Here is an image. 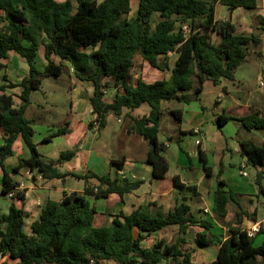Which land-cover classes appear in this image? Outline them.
Segmentation results:
<instances>
[{
	"label": "trees",
	"instance_id": "trees-1",
	"mask_svg": "<svg viewBox=\"0 0 264 264\" xmlns=\"http://www.w3.org/2000/svg\"><path fill=\"white\" fill-rule=\"evenodd\" d=\"M75 1L77 6L74 0H0V71L7 66L11 52L24 57L29 65V74L21 83L4 76L6 84L0 86V136L4 140L0 144L4 170L2 195L8 197L15 192L10 198L9 212L0 214V256L7 258L2 264H107L111 261L193 264L195 249L186 247L185 237H179L172 244L160 239L152 248L142 246L143 240L168 225H179L183 234L192 226L199 227L201 230L195 235L197 245H219L212 264H264V241L256 245L255 237H249L247 230L240 228H230L226 238L209 235L204 230L211 231L212 222L196 217L185 201L176 204L166 216L139 207L131 214H118L109 225H95L97 208L89 196L99 199L112 193L124 195L137 189L143 180L117 175L112 178L94 171L74 174L85 179L84 192L66 193L58 201L47 200L31 225V233L26 231L27 212L14 203L16 198L24 200L26 194L5 166V159L14 154L15 141L22 136L31 156L21 158L14 171L38 169L45 179H64L68 174L61 172L59 165L72 159L78 151L66 150L59 159H48L34 141V121L26 116V110L32 93L41 88L45 78L60 77L72 70L76 78L89 82L94 88L90 101L99 122L98 131L105 128L109 114L121 116L124 109L132 110L148 103L149 115L129 116L131 129L149 140L151 148L146 163L152 166L154 178L164 179L170 163L165 155L166 142L159 137L163 104L200 100L207 81L215 85L223 80L234 81L239 66L263 42L259 34L239 33L231 19H217L215 11L217 2L231 11L239 7L254 10L258 0H139L135 15H131L133 0ZM155 15L160 16L156 24ZM184 24L190 29L188 34L182 30ZM260 25L264 31V17L260 18ZM214 35L220 38L219 43L215 42ZM41 48L47 60L44 70L37 65ZM173 52L178 57L168 79L147 82L139 77L134 80L137 55L152 67L164 70L162 58ZM111 81L117 90L113 100L106 102L104 90L111 86ZM15 87L21 88L19 107L15 106L14 96L6 93L8 88ZM174 117L178 123L182 121L178 112L174 111ZM232 119L235 118L221 114L216 123L222 127ZM237 119L249 130H264V111L252 109L249 115ZM94 125L90 123L91 127ZM68 126L67 122L51 137L65 134ZM179 133L194 132L179 128ZM240 145L247 163L259 169L255 180L264 195V143L259 145L247 139ZM199 153L207 175L211 176L212 168L207 165L204 151L200 149ZM113 164L121 170L125 161L113 160ZM222 174L221 169L219 176ZM91 179L98 183L92 184ZM179 179L178 175L174 176L177 185H180ZM219 185L214 193L213 212L217 219L224 221L229 203H238L235 192L225 189L228 184L223 179ZM238 205L243 214L247 213Z\"/></svg>",
	"mask_w": 264,
	"mask_h": 264
},
{
	"label": "crops",
	"instance_id": "crops-1",
	"mask_svg": "<svg viewBox=\"0 0 264 264\" xmlns=\"http://www.w3.org/2000/svg\"><path fill=\"white\" fill-rule=\"evenodd\" d=\"M97 1L102 2L103 0ZM138 6L139 0H136L135 5L133 0L131 15L136 14ZM218 6L225 5L220 2L215 4L217 19H231L239 33H246L245 30L251 29L254 24L253 22L258 17H264V0H258L257 9L249 10L239 7L231 11L227 8L228 14L226 15V13L223 12L221 16L217 13ZM134 7L135 12H133ZM260 27L261 25L257 26V31H261ZM251 33L259 34L263 40L261 49L257 52V56L264 60V33L260 34L252 30L246 34ZM216 37L217 40L215 37L214 40L216 43H219L220 38L217 35ZM42 54L44 55V48L39 50L37 57V65L40 70H44L47 65V60L39 57ZM177 57L178 53L173 52L170 53L168 57L162 58V61L165 63V68L164 70H159L163 72L162 74L169 73L165 77L147 79L142 76V79L147 82H153L163 78L168 79L171 76ZM66 63L68 64L67 61ZM261 72H264V70L262 69ZM28 74L29 65L27 61L23 60L17 53L11 52L10 58L7 60V66L0 71V86L6 84V81L3 79L4 76L12 82L21 83L23 78ZM67 76H69L68 89L54 80V82H50L51 92L50 94H46L44 101L38 99L34 103L31 96V103L26 110V116L34 121V141L38 145L40 153L46 158L57 160L60 158L62 152L78 149L77 154L72 159L64 161L59 165L61 172L67 173L68 175L64 179H45L38 169L32 170L26 168L19 172H15L14 167L19 160L31 156V152L22 136H19L14 143V154L5 159L6 170L13 179L19 183V189H23L26 194L24 200L16 198L14 199V203L17 207L23 208L27 212V232L31 233V225L33 221L40 216L42 208L47 200L51 199L58 201L62 200L66 193L74 191L80 193L84 192L86 187L85 179L77 177L74 174L83 175L89 171H94L99 175H110L112 178L117 175L131 180H143V183L137 189L125 193L124 195L112 193L107 198L99 199L94 196H89L88 198L97 208L95 218V225L97 226L109 225L118 214H131L139 207L153 214L162 213L166 216L176 204L185 201L192 207V213L196 217L205 218L212 222L213 227L211 231L204 230V232L209 235L212 233L226 238L229 235L227 231L230 230V228L247 229L255 223H259L262 228V231L260 230L257 235L260 233L264 235V218L260 217L263 212L260 206H258L259 202L264 206V200L258 196L261 193L256 184H251L252 192L249 195H245V199H247L246 202L252 206V209H246L242 201L240 205L247 212L243 214L240 206L237 204L239 210L235 211L233 216H236L237 223L226 226L216 220L217 218L215 214H213L214 193L220 186V179H223L228 184L225 189L232 186L225 178L227 172V165L224 162L226 156L225 152L228 151L231 158L238 154L241 157L240 167L242 169H244L246 165L253 167L247 163L246 157L243 156L240 142L242 140L252 139L259 145L264 143V130H249L237 119L249 115L252 109L264 111V91H248L242 94L237 93L230 90L227 85L228 80H223L217 85L212 82L214 87L221 86L223 89V91L218 93L213 111L203 103V98L207 91L206 85L204 91L200 95V100H191L189 102L176 101L177 104H172L173 106L171 107L170 103L167 104L165 109L169 110L171 126L166 128L165 137H162L161 132L159 137L160 141H165L168 147L165 154L168 160V154L172 143L178 144V162L173 170L169 160L170 170L167 176L164 179H156L153 176L152 166L146 163L151 148L149 140L136 134L131 129V117L141 118L149 115L151 109L150 105L148 103H143L140 107L132 110L124 109L121 116L109 114L105 128L102 131H98V128L95 126H90V123L94 122L97 117L90 101L94 93L93 86L88 84L87 81L76 78L72 74V70ZM135 79H137V77H135L134 80ZM46 81H50L49 78L44 80L41 89L42 92L46 90ZM109 87L106 88V102H111L113 100L117 90L114 85L111 86V89H109ZM14 91L17 92L14 93ZM213 92H217V90L214 89ZM6 93L14 96L15 106L19 107L21 105L22 100L19 97L21 93L20 87L8 88ZM188 94L191 95L192 92H188ZM225 99H227V102H225ZM166 103L168 102H165L163 105ZM227 105H229V107H227ZM218 109H221L223 112H217L216 110ZM174 111L182 116V121L180 123L175 119ZM221 114L233 116L235 119L219 127L216 123V119ZM67 122L69 126L65 134L51 137L53 134H56L60 128L65 126ZM229 123H233V128L227 131L228 134H226L223 128H227ZM179 128L183 131H193L194 133L180 135ZM191 136H195L196 138ZM49 137H51L50 141H45V139ZM179 140H181L180 144L178 142ZM209 142L215 143V150L210 149ZM3 143L4 140L0 136V144ZM200 149L204 151L207 165L212 168L211 176H208L206 173L205 162L200 157ZM211 153H214L212 158H210ZM189 157H191V162ZM113 160H124V168L119 170L117 166L113 164ZM227 164H229V166L234 165L233 161H229ZM243 165L245 167H243ZM221 169L223 170V174L219 176ZM253 169L256 173L255 176H257L259 169L255 167H253ZM243 171H246L247 175H244ZM243 171V176H251L247 170L244 169ZM3 174L4 170L0 162V199L7 198L10 201L7 205V209H3L0 205V214L8 213L12 203L11 199L2 195ZM176 175L180 178V185L174 182V176ZM91 182L92 184L98 183L96 179H91ZM99 202H101L100 207H98ZM230 204L231 202L228 206V216L225 218L227 222L231 221L233 218ZM238 212H241L240 216H238ZM205 215H207L208 218ZM168 229L176 236L174 240L168 243L172 244L176 242L179 237H185L188 242L186 247L195 249L193 264H212L213 261L216 260L219 245H197L195 243V235L196 232L201 229L196 226L190 227L188 232L183 234L180 231L179 225H168L163 230L154 232L143 240L142 246L144 248H152L158 240L163 239L160 237L159 233ZM192 231L194 233V242L191 243L188 237ZM4 258L7 259L6 257ZM110 263L115 262L111 261L107 264Z\"/></svg>",
	"mask_w": 264,
	"mask_h": 264
},
{
	"label": "rangeland",
	"instance_id": "rangeland-1",
	"mask_svg": "<svg viewBox=\"0 0 264 264\" xmlns=\"http://www.w3.org/2000/svg\"><path fill=\"white\" fill-rule=\"evenodd\" d=\"M75 6H77L76 1L74 0ZM136 3V0H134V5ZM135 12V7H134V11ZM226 13V15L228 14V9L226 6H218L217 7V13L219 16L222 15V13ZM159 15H155L154 17V23L156 24V22L159 20ZM253 27H251V29H246L245 32L249 33L250 31H255L258 32L260 34H263L264 31H257V26L260 25V18L258 17L254 22H253ZM214 37L217 40L216 35H214ZM261 49V46L257 47L256 49H252L250 55L247 58V61H245L244 63H242L239 68L236 71V78L234 81H227V85L229 86L230 90H233L237 93H244V92H248V91H264V87L260 86V82L263 80L264 81V72H261V70H264V60L263 58L257 56V52L258 50ZM20 56V55H19ZM22 57V56H21ZM41 59H45L44 55L42 54L41 56H39ZM23 60L26 61V59L24 57H22ZM58 60V59H57ZM135 68L133 70V74H134V78L138 76L139 77H146L147 79H156V78H160V77H165L167 74H162L163 72H161L158 68L152 67L151 65H149L148 62H146L145 60H143L139 55L136 56L135 58ZM165 68V67H164ZM161 74V75H160ZM68 77L67 74L62 75L60 77H48L50 81H46V90L44 92L41 91L42 86L39 90H36L32 93V101L35 103L38 99L40 101H44L46 94H50L51 92V83L50 82H54V80H56L55 82L62 84L63 86H65L66 89H68L69 86V81H68ZM60 78V79H58ZM46 79V78H45ZM44 79V80H45ZM58 79V80H57ZM44 83V81H43ZM88 84H90L88 82ZM43 85V84H42ZM111 86H113V81H111ZM111 86L109 87V89H111ZM206 86H207V91L205 93V96L203 98V103L209 107L212 111L214 110V104L215 101L218 97V93L223 91L221 86H217L214 87L212 81H207L206 82ZM217 90V92H213V90ZM17 92V91H16ZM14 91V93H16ZM225 102H227V99H225ZM171 104V106H173L176 101H169L168 103H166L165 105H163V110H164V116L162 118V123H161V135L162 137H165V131L166 128L171 126L170 124V120L171 117L169 115V110L165 109L167 104ZM173 104V105H172ZM177 104V103H176ZM169 107V108H170ZM227 107H229V105H227ZM210 110V111H211ZM219 113H222L223 111L221 109L216 110ZM210 114V113H209ZM170 124V125H169ZM233 123H229L228 127L223 128L224 133L228 134L227 131H229L230 129L233 128ZM196 138L195 136H191ZM256 138V137H255ZM210 149L215 150L216 145L215 143H210ZM211 152V151H210ZM226 156L224 158V162L227 165V172L225 174V178L226 181L230 184H232V186H229L230 189H232L235 192V201L240 204L243 201V205L246 209H252V206L246 202L247 199L245 195H249L252 192V185L251 184H256V176H255V171L253 169V167H249L248 165H246V167L244 168L245 170L248 171V173L251 176H243L242 175V171L244 169H242L240 167V161H241V157L237 154L235 155L233 158L230 157V153L228 151L225 152ZM178 154H179V146L177 143H172V146L170 148L169 151V160L172 164L173 170L175 169V165L178 162ZM194 155V154H193ZM196 156V155H195ZM214 156V153H211L210 158H212ZM216 156V154H215ZM198 160V159H197ZM232 162L234 163V165L229 166V164H227L228 162ZM252 181V182H251ZM203 186V185H202ZM228 188V189H229ZM259 197H261L262 200H264V195L263 194H259ZM9 198V197H8ZM10 199V198H9ZM252 200V199H251ZM254 200V199H253ZM10 203V201L7 198H1L0 199V205L3 207V209H7V205ZM101 202L98 203V207H100ZM206 206V205H205ZM258 206H260L263 214L264 215V206L261 202L258 203ZM230 208H231V213H232V217L234 216L235 211L239 210V206L234 202L231 201L230 204ZM6 211V210H5ZM205 214V213H204ZM214 214V213H213ZM260 216L261 218H264V216ZM207 218L208 216L205 215ZM218 221H220L222 224L226 225V226H231L232 224L237 223L236 220V216L232 218L231 221H221L219 219H216ZM29 224V223H28ZM28 230V226L26 228ZM228 233L230 232L229 230L227 231ZM160 237H162L163 239H165L167 242L172 241L176 238L175 234H172L171 230L168 229L162 233H159ZM263 237L264 235L262 233L258 234L255 238V244L256 245H260L263 242ZM192 242H194V233L192 231V233L189 234L188 237ZM6 259L2 256H0V264H2ZM11 263L12 261L9 260ZM110 264H117V263H110ZM166 264V263H163Z\"/></svg>",
	"mask_w": 264,
	"mask_h": 264
},
{
	"label": "built area",
	"instance_id": "built-area-1",
	"mask_svg": "<svg viewBox=\"0 0 264 264\" xmlns=\"http://www.w3.org/2000/svg\"><path fill=\"white\" fill-rule=\"evenodd\" d=\"M182 30H183V32L186 33V34H188L189 31H190V29H189V27H188L187 24L182 25ZM260 85H261L262 87H264V81H263V80L260 82ZM104 92L106 93V89L104 90ZM94 124H95L94 126H95L96 128L99 127V122H98V120H97V117H96V119L94 120ZM243 167H245V166L243 165ZM243 174H244V175H247V172H246V171H243ZM14 196H15V192H14V191L11 192V193H9V195H8L9 198H13ZM206 211H207V209H206ZM246 230H247V233H248L249 237H255V236L257 235V233L260 232L261 227H260L259 223H255V224H253L250 228H247Z\"/></svg>",
	"mask_w": 264,
	"mask_h": 264
}]
</instances>
